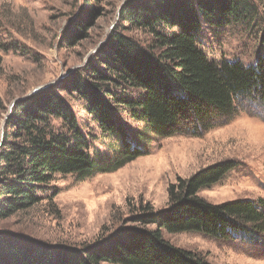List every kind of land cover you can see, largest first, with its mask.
I'll use <instances>...</instances> for the list:
<instances>
[{
  "label": "trees",
  "instance_id": "16d2710c",
  "mask_svg": "<svg viewBox=\"0 0 264 264\" xmlns=\"http://www.w3.org/2000/svg\"><path fill=\"white\" fill-rule=\"evenodd\" d=\"M119 17L126 30L150 38L140 41L122 29L114 31L99 50L100 61L89 60L67 76L64 94L58 85L51 86L13 104L0 145V221L50 196L57 175L85 178L142 155L120 121V111L144 123L152 135L168 137L212 128L248 100L264 103L263 52L252 65L228 59L216 63L199 42L203 24L212 32L241 25L260 33L261 50L264 0H127ZM79 26L85 28L82 22ZM74 94L86 101L101 136L116 141L113 156L92 153L89 136L68 101ZM105 156L115 162L101 163ZM229 167L217 163L180 178L170 185L164 208L142 205L133 224L93 243L52 245L0 229V264H209L197 252L166 240L163 229L197 231L226 241L264 234V199L213 204L198 195Z\"/></svg>",
  "mask_w": 264,
  "mask_h": 264
},
{
  "label": "rangeland",
  "instance_id": "374dc122",
  "mask_svg": "<svg viewBox=\"0 0 264 264\" xmlns=\"http://www.w3.org/2000/svg\"><path fill=\"white\" fill-rule=\"evenodd\" d=\"M126 1L0 0V98L4 102L0 140L6 117L17 100L33 95L41 86L58 85L64 94L67 76L89 60L100 61L99 50L112 32L122 29L140 41L150 38L125 29L127 24L119 11ZM84 17L85 23L81 21ZM78 21L85 28L78 29ZM199 42L208 59L216 63L228 59L252 65L257 55L264 53V47L259 50L260 33L241 25L212 32L203 24ZM68 101L89 136L92 153L99 150L103 156H113L119 147L115 140L101 136L86 101L75 94ZM118 116L134 135L142 155L115 170L85 178L57 175L50 196L0 221V229L52 245L93 243L124 224H133L142 205L164 208L170 185L217 163L230 167L218 182L202 187L199 196L213 204L264 199L263 102L248 100L230 119L218 121L212 128L168 137L152 135L144 123L123 111ZM110 145L114 149L108 150ZM99 160L103 164L115 162L109 156ZM163 237L197 252L209 264H264L263 233L226 241L197 231L171 233L163 229Z\"/></svg>",
  "mask_w": 264,
  "mask_h": 264
},
{
  "label": "water",
  "instance_id": "95a60500",
  "mask_svg": "<svg viewBox=\"0 0 264 264\" xmlns=\"http://www.w3.org/2000/svg\"><path fill=\"white\" fill-rule=\"evenodd\" d=\"M46 88V86H41V87H36L34 90H33V92H32V94H36V93H38V92H40L41 90H43V89H45ZM31 95V94H30ZM27 97V96H26ZM13 106V105H12ZM11 106V107H12ZM11 107H10V109H11ZM2 134H3V132H2ZM2 137H3V135H2ZM1 143H2V138H1V140H0V145H1Z\"/></svg>",
  "mask_w": 264,
  "mask_h": 264
}]
</instances>
